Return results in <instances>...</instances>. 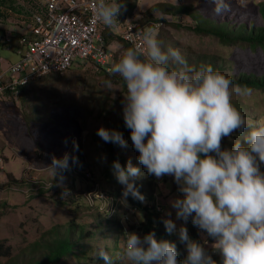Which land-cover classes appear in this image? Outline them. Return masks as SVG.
<instances>
[{
	"label": "rangeland",
	"instance_id": "374dc122",
	"mask_svg": "<svg viewBox=\"0 0 264 264\" xmlns=\"http://www.w3.org/2000/svg\"><path fill=\"white\" fill-rule=\"evenodd\" d=\"M132 1L122 0V5H131ZM134 2L137 7L132 11L133 25L130 26L137 27V23L147 20L140 26L153 31L162 50L179 49L190 66L211 65L231 79L240 74L264 79V48L252 49L243 43L222 44L218 36L192 30L197 22L203 23L197 17L209 25H220L224 20L235 25H246L254 20L261 25L257 6L264 0H230L231 11L220 16L206 0ZM157 4L173 7L152 10ZM132 8L133 5L129 10ZM117 28L118 32H123L126 26L120 22ZM215 28L226 30L224 25ZM199 30L206 33L208 27L200 24ZM115 41L113 47H108L114 56L113 63L126 49L120 37ZM0 59L14 62L16 56L0 45ZM90 69L75 67L62 75L35 78L16 97L0 100V149L5 150L7 157L5 171L0 173V214L3 213L0 241L11 248L10 257L1 258L0 264L43 263L49 254L57 258L56 243L69 245L65 236L70 235L69 229L74 223L77 224L76 237L71 236L68 255L63 256L59 264H105L95 258L98 248H104L114 264H121L124 234L120 229L124 233L136 232L143 238L144 232L139 228L147 218L144 210L128 201L135 209L133 216L121 203L118 202L119 207L114 210V204L95 195L103 192L106 197L111 195L110 191L124 187L113 174L115 160L125 167L130 159L140 168L142 175L135 182L145 193L142 207L151 208L152 200L158 197L155 206L161 207L162 202L166 205L163 216L159 215L163 224L165 219H172L177 227L175 234L181 225L187 228V222L177 219L176 209L170 203L182 197L172 176L160 179L154 176L152 181L156 184L149 191L148 173L139 164V153L130 138L131 130L123 119L125 82L118 75L99 70L95 73ZM251 90L250 95L233 93L232 103L249 123H254L264 117V88ZM100 127L122 133L127 146L103 141L97 135ZM243 131H249L247 126ZM237 139L243 143L239 130L222 140V148H232ZM65 153L69 155L70 167L53 178L54 174L45 168L51 164L53 156L62 158ZM73 157L78 158V162L74 163ZM261 170L264 171V165ZM88 192L92 197L86 195ZM151 195L153 199L149 198ZM196 231L202 244L210 241L206 232L198 227ZM182 244L187 254L186 245Z\"/></svg>",
	"mask_w": 264,
	"mask_h": 264
},
{
	"label": "clouds",
	"instance_id": "9594fccd",
	"mask_svg": "<svg viewBox=\"0 0 264 264\" xmlns=\"http://www.w3.org/2000/svg\"><path fill=\"white\" fill-rule=\"evenodd\" d=\"M206 2L217 16L231 11L230 0ZM121 8L122 0H95L94 20L113 28ZM142 40L146 50L139 46L124 49L109 70L126 84L123 119L131 130L139 164L157 179L174 178L182 193L170 202L177 219L187 222L191 217L206 232L220 264H264V117L249 123L232 103L233 93L250 95L252 90L234 85L211 65L190 66L179 49L162 50L151 29L144 30ZM237 130L243 143L237 139L232 148H222V140ZM97 135L106 143L127 146L117 130L100 127ZM69 167L65 153L62 158L53 156L45 169L55 178ZM112 169L124 189L122 196H106L120 199L127 211L132 207L129 196L144 202L135 183L142 175L140 168L129 159L125 167L114 161ZM156 198L151 207L155 208ZM164 224L169 234L177 232L172 219H165ZM178 234L187 249L184 261L179 260L175 243L158 241L154 232L141 238L125 231L121 264H217L205 243L189 238L186 227L181 225ZM95 258L114 264L104 248L97 249Z\"/></svg>",
	"mask_w": 264,
	"mask_h": 264
},
{
	"label": "built area",
	"instance_id": "2783aa9c",
	"mask_svg": "<svg viewBox=\"0 0 264 264\" xmlns=\"http://www.w3.org/2000/svg\"><path fill=\"white\" fill-rule=\"evenodd\" d=\"M94 3L95 0H0V42L5 50L14 41L17 45L16 61L0 59V100L16 97L35 78L62 75L75 67L109 72L114 56L100 30L101 23L94 20ZM143 32L142 27L127 25L119 37L128 47L146 50ZM5 157L0 149V173L5 171ZM95 195L114 204V210L121 203L104 194ZM157 201L159 198L154 205ZM160 206L155 209L162 215L163 204ZM128 212L133 216L135 209L129 207Z\"/></svg>",
	"mask_w": 264,
	"mask_h": 264
},
{
	"label": "trees",
	"instance_id": "16d2710c",
	"mask_svg": "<svg viewBox=\"0 0 264 264\" xmlns=\"http://www.w3.org/2000/svg\"><path fill=\"white\" fill-rule=\"evenodd\" d=\"M168 8H172L173 6H167ZM166 6H164V4H157L155 6H153L152 10H158V9H162V8H167ZM202 14H200L201 16ZM257 16L258 18L262 21L263 24L259 25L257 22L258 21H254V20H249V22L245 25L242 23H239L237 25L233 24V23H229L228 21L224 20V23L220 24V25H224V28H226V30L223 28L222 29H218L215 28V26H220V25H209L207 23V21L202 20L201 17H197L199 20H201L203 23L201 22H197L196 26L192 29V30H196L199 33H202L204 35H212V36H218L221 39L222 44H237V43H243V44H249L250 47L252 49H256V47H260V48H264V3H261L257 6ZM149 18L150 17L149 15ZM147 21V20H146ZM145 22L140 21L139 22V27H141L140 25H145ZM232 21V20H230ZM164 22V21H163ZM200 24H205L208 27V30L205 32H201L199 30V25ZM124 44V43H123ZM124 46L126 48H129L128 46H126L124 44ZM103 73H105L103 71ZM109 75V74H108ZM232 81L233 84H239L241 86H247L250 89H256V88H264V79H259V78H255L254 76H247L245 74H240L238 77H232ZM81 157V156H80ZM118 161V160H115ZM120 162V161H118ZM148 175L147 178V185L149 188V191L153 190L152 186H154L156 184V181H152L153 179V175ZM11 182H15L14 179H11ZM136 183V182H135ZM137 186V183H136ZM124 187H119L113 191H110L112 196L118 197V196H122V192H123ZM139 189V188H138ZM139 191L142 193V190L139 189ZM143 194V193H142ZM145 194V193H144ZM143 194V195H144ZM150 199H153V196H149ZM130 204L137 206L138 208H141L142 210L145 211V216L147 218L146 222L142 223L140 226V231L144 232V235L150 233V232H154L155 233V238L159 241V240H168L170 242H173L176 244L177 247V252L178 254L181 255V257L179 259H186L187 254L186 251L183 247L182 242L179 239V235L178 234H169L166 230L165 224H163V220L160 219L159 214L156 212L154 207L148 208V207H142L141 206V202L139 200H134L132 199L131 196L128 197L127 200ZM3 215L0 214V218ZM156 219V220H155ZM73 222V221H72ZM119 223V222H118ZM77 227V224H72L70 226L69 231L70 235L65 236L66 239H69V245H63L60 243V241L57 244V249H56V257L57 258H53V256L51 254H49L46 258V262H36L34 264H59V262L61 261L62 257L65 255H68V247L71 244V236H75V228ZM197 226H195L192 223V219L191 217L189 218V220L187 221V229H188V235L189 238L200 242V237L198 235V232L196 231ZM120 233L123 235V229H120ZM74 234V235H73ZM74 237V238H75ZM64 238V239H65ZM63 239V240H64ZM65 239V240H66ZM72 249V247H71ZM11 254V248L9 246H5L1 241H0V259L1 258H9Z\"/></svg>",
	"mask_w": 264,
	"mask_h": 264
},
{
	"label": "crops",
	"instance_id": "0c3cea01",
	"mask_svg": "<svg viewBox=\"0 0 264 264\" xmlns=\"http://www.w3.org/2000/svg\"><path fill=\"white\" fill-rule=\"evenodd\" d=\"M134 1L135 0H133L131 2V5H133V8H132L131 11L129 10V7H131L130 4L128 6L127 5H122L121 12L117 16L118 24L121 22L122 26H127V25H130V24L133 25V23H131V21H133V13H132V11L133 10L136 11V7H137V5H136V3ZM133 3H135V4H133ZM101 25H102L101 26L102 35L105 38L108 47L111 48L116 43L115 40H117V37L119 39V36L118 35L120 34L121 31L118 32L119 31V28H117V25L115 27H113V28H108V27L104 26L103 24H101ZM137 26H138V23H137ZM0 45L3 47V45L1 44V42H0ZM16 47H17V45H16V42L14 41L13 44L11 45L9 51H11V52L14 53ZM16 59H17V57H16ZM3 60H5V59H3ZM4 152H5V150H4ZM165 206L166 205L164 204V208H165ZM205 244H206L209 252L212 254V251H213V245H212V243L209 241V242H205ZM215 254L216 255H213V259H215L217 261V264H220V256L217 253H215ZM184 260H182V261H184Z\"/></svg>",
	"mask_w": 264,
	"mask_h": 264
}]
</instances>
